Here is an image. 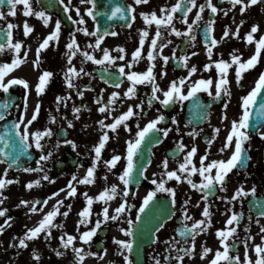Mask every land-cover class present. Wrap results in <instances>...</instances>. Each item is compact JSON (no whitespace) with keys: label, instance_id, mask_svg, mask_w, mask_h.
<instances>
[{"label":"flooded vegetation","instance_id":"1","mask_svg":"<svg viewBox=\"0 0 264 264\" xmlns=\"http://www.w3.org/2000/svg\"><path fill=\"white\" fill-rule=\"evenodd\" d=\"M182 2L183 0H149L147 4L136 5L135 0L121 1L120 5L124 9L135 8V13L128 11L130 17L135 15V20L130 18L128 24L117 23L113 26L111 32H116L117 35H111L110 55L117 57V59L114 63L109 64L106 62L105 65H98L94 61L86 60L82 55L83 51H88L97 59L103 57V55H100V48L90 47V45H95L97 36L85 35L83 31L79 30L87 28L91 33L97 29L93 18L87 14V9L92 7V4L87 2V0L83 3L81 0H64V4L59 2L68 17L67 22L61 21L59 15L46 11L40 0H32L33 8L36 11L43 10L51 17L47 25L35 15L25 16L23 14V5L18 6L17 16L15 17H22V20L27 21L29 26L34 28V31L25 36L24 22L12 30L13 42H22L23 46L19 55L21 59L25 60V63L10 72L5 77V83L12 78H22L28 81L29 89H25L22 85H13L9 89V92L12 91L18 97V101L8 116L0 121V124L7 119H13L18 122L21 116H23L24 122L27 124L37 104L40 105L38 118L29 125L28 131L29 133H35L51 128L53 135L51 138L45 137L42 139L43 152L35 148L34 136H29V142L32 143L36 154L35 160L30 165L31 168L38 167L37 161L41 155L47 154L49 151L53 155L49 160L41 163L40 167L44 168L43 172H29V178L32 181L36 177L42 176V174L47 175L51 179L53 174H58L57 170L60 169L73 170L76 168L73 164L83 165L81 169L89 168L95 157L94 146L99 143L101 136L107 131L110 139L102 150L100 160L104 162L110 160L113 155L121 156V160L117 162L116 167L109 170L108 174L111 177V186L117 185L120 194L114 199L107 201V203L102 200H98V202L101 204L100 209L111 206V215H116L115 209L124 202L122 192L126 187L120 181L119 176L127 165V144L128 141L135 139L136 132L139 130L137 124L142 129L148 122L163 115L165 119L160 122L158 127L171 129V131L167 137L163 133L155 132L149 134L145 139L138 153L140 158L138 159L137 156V162L147 158L150 147L149 164L142 172H140V167L137 165L138 171L135 173V179L132 184L127 186L129 190L127 203L133 207H131L130 211L120 214L117 220L109 219L104 221L103 214H101L99 209L91 206L88 222L78 224L79 220L82 219L79 213L88 207L83 194L87 193L93 197V193H95L98 196L106 188H83L76 197L64 198L62 197V192L59 191L60 189H54L48 184V187H46L47 194H45L43 201L55 192H59V195L48 200L42 211L33 213L30 209L28 211L24 210L23 214L29 216V220L24 221L19 219V214L16 210L19 204V194L16 190L18 182L8 184L2 190L6 199L3 200V204H0V210L7 209L6 214L0 216V226L4 228L3 233H0V259L10 258L12 263L16 264L20 255L19 248H15L10 241L18 233L21 224L27 230L37 226L44 215L53 209L57 201L63 200L64 203L60 208V212L68 211L69 214L66 217L58 215L54 220V223L62 224L63 227L52 228V235L47 239L45 238L46 234L41 233L39 238L29 240L30 248H32L34 253L37 250L40 259L46 260L50 257V252L52 251L63 253L69 251L71 253L70 258H76L72 246L65 249L60 237L64 236L66 241V234L75 236L77 233L89 231L95 227V223L99 219L101 227L92 238L93 246L85 253H96V255L90 256L97 258L99 262L102 261V258L111 257V264H126L124 257L129 256L133 264H136L133 255L129 254L125 249L121 251L123 248L114 243V240H132V237L126 236L122 229L127 230L134 225H129L128 220L131 219L135 223L144 197L149 191L157 189V185L152 183L153 179H156L158 184L163 182L165 187L175 189V204L171 203L172 197L169 193L157 192L156 200L150 205L149 210L156 211L165 220L163 227L156 233L154 243L146 249L142 264H155L157 259L160 260L161 264H178L175 257L183 255V252H179L178 249L191 248L192 245L191 236L182 237L180 230L185 226L191 228L195 221L201 219L207 221L208 218L203 216V211L206 207L210 212L211 224L208 225L206 223L202 226L204 231H201L195 237L194 253L184 255L183 264H194L195 259L198 264H210L211 260L215 258V252L217 250L223 251L221 238L217 235L218 230H228L230 228H236V232L227 242L231 245L233 240H235L237 245L236 248H230V255L238 253L241 261H244L247 251V256L253 262L257 259L254 247L257 244H264V233L260 231L261 227H264V216L259 215L261 211H264V138L260 136V132H264V117L261 120L255 119L254 116V120L250 119V127L246 131L251 139L244 144L248 151L245 154L243 166L233 169L228 174L226 191L221 190L217 186L208 195L207 200H204L205 193L199 189H194L185 179V177L190 176L194 183L200 184L203 181V177L199 172L195 174L178 173L182 176L181 181H177L175 178L169 179L166 173L178 170L179 165L184 162L192 147H196L197 152L192 157V165H189V168L193 165L199 168L201 166V157L205 155L208 157L204 161L205 165L213 160H227L232 155L235 147V138L232 147L224 152H221L220 149L224 146L226 137L230 133L232 121L239 120L243 115L242 97L255 87L259 76L264 73V50H261L259 62L256 66L243 73V79L240 83L236 82L238 65L232 63L231 56L235 53L241 56L243 62L255 54L256 42L260 37L264 36V0H261L256 5H251L244 12H241L240 5L233 7L230 0H212V3L218 8V12L212 13L210 8L205 7L204 12L200 13L201 19L199 21H196V15L199 12L198 6L200 4L206 5L207 0H196L197 7H193L191 12H186L187 5H185L174 14L173 19V25L185 35L176 36L175 33L170 31V26L161 25L162 36L157 41V49L153 52L155 60H149L148 52L152 50L151 40L155 38L157 25L155 22L151 25L147 24L140 13L155 11L157 16H163L164 13H161V8L170 9L177 3ZM245 2L247 3V0ZM65 5L68 6L67 10H65ZM77 9H79V14ZM0 10L7 13L9 7L3 5ZM225 12H227V15L224 14ZM185 15L187 16V24L183 22ZM81 17L85 21L83 24L78 23ZM57 20L61 23L59 39L50 41L49 46L40 51L38 58L37 49L43 40L55 30ZM212 20L215 23L212 25L213 31L209 33L208 24ZM241 21H244L242 25ZM129 24H131V27H128ZM189 24L192 25V33L190 35L187 34ZM253 25H259V31L253 34V42L248 43L246 35L251 31ZM6 27L7 20H0V29ZM237 27H239V37L233 35ZM143 30H147L149 35L145 38L141 48L140 39ZM226 31L229 33L227 37L224 36ZM73 36L79 45V50L76 51L75 56H72L71 50L67 48ZM191 36H195V40H192ZM206 37H208V40L215 38L218 41L212 47L213 54L211 57L207 53V49L211 44L204 42ZM168 41H171V43H168ZM161 44L166 45L162 50L159 47ZM118 48H123L124 51L119 52L117 51ZM137 49H141V56L134 61L133 53ZM25 52L27 53L26 57L24 56ZM185 55L189 57L186 62L188 67L184 66L183 57ZM119 56H123L124 59H119ZM165 56L169 57L166 64L163 59ZM15 58L16 53L14 51L6 49L3 53H0L1 64L11 63ZM37 59H39L38 66L36 64ZM70 59L71 63H69ZM221 59L231 64L227 73L231 96L222 94L220 98H215L220 73L213 62ZM208 64L213 65L210 70L205 69V65ZM153 65V73L156 77L155 82L164 91L169 90L172 81L178 82L183 78L185 83L182 86V92L187 94L194 82L204 79L212 81L210 85L212 94L209 95L208 91L203 90L197 94L194 102H198L201 105L200 109L190 105L191 99L187 101L177 100L165 107L161 103L165 99L163 93H156L160 97L159 100L153 98V85L147 82L136 85L134 96H126L125 93L132 86V82L128 80L126 75L119 73V67L124 66L125 73H144ZM73 66L77 71L83 68L84 73H80L79 76L69 73L67 71L68 68ZM192 66H195L197 71L190 75L189 70ZM100 68L111 69V86L100 80L97 75ZM44 71H51L54 75L50 78L44 92L38 94L36 86L39 82V77ZM66 75L72 79L74 87H68L65 79ZM117 77L119 78L117 79ZM117 84L120 86L116 87ZM80 92H83V96L79 95ZM114 92H118L120 96L115 103L110 105L109 110L105 112L109 116L105 120V124L114 121L111 117V109L118 112V117L126 112L129 107H132L137 113V115L126 121L128 127L121 124L115 132L103 129L99 124L101 120L99 108L109 103ZM101 93L104 96L103 101ZM3 94L4 91L0 90V98L3 97ZM25 97H27L26 112ZM57 97H63V100L58 102ZM98 99L100 103H97ZM149 100H151V106L148 104ZM141 104L143 105L142 112L140 108L136 107ZM224 104H228L227 109L224 108ZM75 108H80V112L76 113L74 111ZM225 115L227 119H224ZM52 117H55V122L52 121ZM69 122H71V126ZM25 124L20 125L21 134L25 130ZM129 128L131 129L130 131L128 130ZM217 128L220 130L218 134L215 132ZM190 133L196 134L190 135ZM157 138L162 142L156 143ZM64 139L74 141L77 147L74 149L71 145L64 144ZM209 141L214 142L209 143ZM57 142L60 144L58 148L55 147ZM181 142L186 146L183 151L179 150ZM166 158L168 160L167 169L163 167V161ZM4 173L3 170H0V178H4ZM215 173L216 169H213L211 174L214 176ZM16 174L17 172L8 169L6 179L18 181ZM241 185L246 191H249V195L232 201L231 197ZM253 187L256 188L255 195L250 192ZM94 200L96 199L94 198ZM185 201H188L186 205ZM69 205H71L70 211L68 209ZM162 205L164 206L163 208L161 207ZM36 207L38 208L37 205ZM185 209H187L188 215L192 217V220L184 218ZM233 212L242 213V216L238 224L233 222L232 225H228L227 221ZM257 220H259V224L256 223ZM68 227L74 228V230L69 233ZM110 236L111 252L108 251ZM249 236L254 239L248 241L246 249L242 241ZM172 244H175V247H172ZM205 247L212 249V251L202 258ZM97 248H101V250ZM85 256L88 257L89 255ZM64 257H67V255ZM220 264H227V262L221 261Z\"/></svg>","mask_w":264,"mask_h":264},{"label":"snow or ice","instance_id":"2","mask_svg":"<svg viewBox=\"0 0 264 264\" xmlns=\"http://www.w3.org/2000/svg\"><path fill=\"white\" fill-rule=\"evenodd\" d=\"M6 0H0V8L5 4ZM61 4H64V0H59ZM81 2H85V0H81ZM87 2L92 4L91 8L87 9V14L91 16L94 20L96 19L94 15V9L96 7V0H87ZM231 4L233 7L240 5L241 6V12H244L248 7L251 5H256L257 3H260L261 0H247V3L245 0H230ZM149 3V0H135L136 5L140 4H147ZM7 4L9 5V10L7 13H5L3 10H0V20H7L8 16L15 17L17 16V8L19 5H23V14L25 16H33L35 15L38 18H41L44 22L45 25L49 24L51 17L43 10L36 11L33 8L32 0H7ZM185 5H187L186 12H191L193 7H197L196 0H183L182 3H177L170 9L167 8H161L160 11L161 13H164L163 16H157V13L155 11L151 13L147 12H142L140 15L144 18L145 22L149 25H151L153 22L157 25V30L155 33V38L151 40V51L148 52V59L149 60H155V56L153 55V52L157 49L158 43L157 41L161 38L162 32L160 29L161 25H164L166 27L170 26V31L172 33H175L176 36H182L185 35V33L179 31L174 25H173V19H174V14L178 11L181 10ZM67 5H65V10H67ZM199 12L196 15V21H199L201 19L200 13H203L205 10V7H208L211 9L212 13H217L218 8L212 3V0H207L206 5L205 4H200L199 6ZM128 11H131L132 13H135V8H130V9H124L119 6L116 7L115 11L111 13L112 17H116L117 14H120L121 19L127 20L129 17L126 14ZM77 13L79 14V9H77ZM227 15V12L224 13ZM71 18V17H69ZM132 20H135V15L131 17ZM184 23H188L187 21V16L185 15V19L183 21ZM78 23H85L83 18L78 21ZM215 23L214 20L210 21L208 24V32L211 33L213 31L212 25ZM244 23V21H241V25ZM19 27V25L13 24L11 22L7 23L6 29H0V39L3 37H6V43H0V53H3L6 49L14 51L16 53V58L11 61V63H4L0 65V90H3L5 93L9 91V89L13 85H22L25 89H29V83L26 79L22 78H12L9 79L5 83V77L12 72L14 69L20 67L23 63H25L24 59L20 58V52L22 49V42L17 41L13 42V29ZM24 35L27 36L31 34L34 31V28L32 26H29L27 21H24ZM128 27H131V24L128 25ZM259 25H253L251 28V31L246 35V40L248 43H252L254 40V33L259 31ZM80 31H83L85 35H92V36H97L95 45L90 47H95V48H100L104 36L108 35L109 32L105 31L103 34L100 33V28L97 25V29L95 32H89L87 28L79 29ZM61 31V23L59 20L56 21L55 23V30L47 36L43 40V42L40 44L39 48L37 49V57L39 58L40 51L43 49H46L49 46V42L52 40H58L59 35ZM192 33V25H188V33ZM111 35L115 36L117 35L116 32H111ZM228 31L224 33V36H228ZM149 33L147 30H143L141 34V39H140V44L141 48L145 42V38L148 37ZM234 36L239 37V27H237V30L235 33H233ZM192 40H195V36H191ZM208 41V37H206V42ZM168 43H171V41H168ZM218 41L215 38H212L210 40L211 46L207 49L208 56L211 57L213 52H212V47H214ZM257 43V48L255 54L247 59L246 61L241 60V56L236 55L235 53L232 54L231 60L233 64L238 65L236 69V82L240 83V81L243 79V73L249 69H252L256 66V64L259 62V57L261 55V50H264V36L260 37V39L256 42ZM166 45L161 44L159 47L162 48L165 47ZM67 48L71 50V55L75 56L76 51L79 50V45L73 36L71 39V42L68 43ZM117 51L123 52V48H118ZM82 55L86 58V60L89 61H94L98 65H105L106 62L109 64L114 63L117 57H113L110 55V52L107 49L103 50V57L101 59H97L94 55L90 54L88 51H83ZM175 55V54H173ZM195 55V53H193ZM24 56H27V53H24ZM141 56V49H137L135 53H133V60L135 61L138 57ZM119 59H124L123 56H119ZM164 63L166 64L169 57L165 56L164 58ZM189 57L185 55L183 57V60L185 61L184 66L188 67L187 65V60ZM69 63H71V59L69 60ZM216 69L220 73V79L217 83V91L215 93V98H220L222 94L231 96V90H230V82L227 78V73L228 69L231 67V64L228 61H224L223 59L219 61H214ZM36 64L38 66L39 64V59H37ZM212 64L205 65L206 70H210L212 68ZM131 67V65H129ZM153 66H150L148 70L144 73H137V72H130V73H125V68L124 66L119 67V73L121 75H126L128 80L132 82V86L128 88L127 92L125 93L126 96H134L135 91H136V85L137 84H143L145 82L150 83L153 85L152 87V93H153V98L159 100L160 97L156 95L158 92H162L163 96L165 99L161 101V103L167 107L169 104L178 101H187V100H194L197 97V94L200 91H208L209 95H211L210 91V85L212 84L211 80H204L201 79L197 82H194L193 85L190 87L189 91L187 94H184L182 92V86L185 83V80L181 78L178 82L177 81H172L169 87V90L164 91L160 88V86L155 82L156 77L153 73ZM69 73H73L77 76L80 75V73H84V69L80 68L79 71L73 66L69 67L67 70ZM197 71V68L195 66H192L189 70L190 75L195 73ZM87 75H90L89 73H85ZM166 75V73H164ZM54 75L53 72L51 71H44L42 75L39 77V82L36 86V90L38 94H42L45 90L46 85L49 83L50 78ZM119 77H117L118 79ZM68 87H74L75 85L73 84V81L70 77L66 75L65 77ZM120 85L117 84L116 87H119ZM264 93V73H261L259 76L255 87L245 96L242 97V109H243V115L239 120H233L232 125H231V130L229 135L226 137V141L224 143V146L220 149L221 152H224L226 149L230 148L233 146V140L235 138V147L232 155L230 158L227 160H213L207 165L204 164V161L207 160V155L201 157V166L199 168L195 167L194 165L189 168V165H192V157L196 154L197 148L192 147L191 150L188 152L187 156L184 159V162L179 165V169L176 171H169L167 172V177L169 179L175 178L177 181H181L182 176L181 174L178 173H191L195 174L199 172V174L203 177V181L200 184H196L193 182L190 176L185 177L187 179V182L194 188V189H199L200 191L204 192L205 195L203 197L204 200H207L208 195L212 193V191L219 186V188L223 191H226V181L228 174L232 172L233 169L242 167L245 159V154L247 153L248 149L244 147V144L246 141H249L251 139L249 133L246 131L250 127V116L251 112L249 111L250 108L255 107L257 104L258 97ZM80 96H83V92L79 93ZM120 96L118 92L112 93L111 100L109 101L108 104H105L99 108V111L101 113H105L106 111L109 110V107L111 104L115 103L116 99ZM27 97H25V112L27 109V103H26ZM63 100V97H57V101ZM97 103H100V100H97ZM149 106H151V100L148 101ZM4 108L8 107L7 103H4L2 105ZM137 108H140L141 112L143 111V105H137ZM228 104H224V108L227 109ZM194 108L200 109L201 105L198 102H194ZM260 108V115H264V103H261L259 105ZM74 111L76 113L80 112V108H75ZM40 112V105L37 104L34 113L27 121V124L24 122L23 116L20 117L19 121L15 123L13 126L16 129L20 128L21 124H25V130L23 134H20L19 139L21 141V147L23 148H30L32 147V143L29 142V136H34V145L36 149H39L43 152L44 150V145L41 143L42 139L45 137L51 138L53 135V132L51 128H47L44 131H37L35 133H29L28 127L31 125L37 118ZM134 115H137V113L134 111L132 107H129L128 110L124 113H122L119 117H116L112 123L105 124V121L102 119L99 121V124L103 129H108L113 132L117 130V128L121 125L124 124L125 127L127 126L126 121L129 120L131 117ZM5 118L4 114H0V120H3ZM165 117L163 115L158 116L156 119L151 120L150 122L147 123L146 126H144L142 129L139 127V124H137V128L139 129L136 132V137L132 141H128L127 144V165L124 168L122 174H120L119 179L122 181V183L126 186L125 189L122 192L124 202L120 204L119 207L115 209L116 215H109L108 208L105 207L103 209V218L104 221H107L109 219L111 220H117L119 219V215L126 212L130 211L132 205H129L127 203L128 196H129V190L128 187L130 184H132L133 180L135 179L134 173L138 171L137 167V156L138 153L141 150V146L143 145L145 139L149 136L151 133L155 132H160L163 133L165 137H167L168 133L171 131V129H164V128H159L158 125L160 124L161 121H163ZM224 119H227V116H224ZM52 121L55 122V117H52ZM178 123V122H177ZM69 125L71 126V122H69ZM129 131L131 130L130 128L128 129ZM219 129H215V132L218 134ZM196 133H190V135H194ZM261 138H264V132H260ZM4 137L0 136V141H2ZM110 139L109 134L107 131L103 133L101 136L99 143L94 146V152H95V157L92 162V165L87 169L86 174L78 179V176L76 174H73L71 177V180L68 182L67 188H68V193L67 195L69 197H74L77 194V188L74 186L73 182L79 183V184H93L95 183L96 180V168L98 165V162L101 159V153L102 150L105 148V145L107 141ZM162 141L157 138L156 143H161ZM214 141H209V143H212ZM64 144L71 145L74 149L77 147L74 141L64 139L63 140ZM60 146L59 142L55 145L56 148ZM186 146L183 144V142L180 143L179 145V150L183 151V149ZM15 151V149H14ZM0 153H3L5 157H11V161L8 162V168H12L14 164H19L20 161V155L22 153H16L13 155L12 152H5L4 149L0 148ZM53 153L51 151L47 152V154L41 155L40 159L37 161V168H24L23 170L25 172H34V171H44L43 167H40L41 163L44 161L49 160L52 157ZM250 159V157H248ZM121 160L120 155H113L110 160L104 161L105 165L109 167V170L112 168H115L117 165V162ZM0 162H6L0 160ZM82 166V165H80ZM163 167L167 169L168 167V160L167 158L163 161ZM216 169V173L213 176L212 170ZM142 171V170H141ZM4 178H0V204H3V200L6 199L3 195V189L8 185L12 184L14 182L18 181H13L11 179H6L7 177V170H5V173L3 174ZM44 180H49L50 178L47 175L43 176ZM104 179H107V177H104ZM50 182L54 183V180H51ZM152 183L154 185H157V189L153 191H149L148 194L144 197L143 199V204L139 208V213L140 215L136 216V221L139 222L142 218V214L146 212L147 209H149L150 205L153 204V202L156 200L157 197V192H167L171 195L172 201L171 203L174 205L175 204V189L165 187V184L163 182H160L158 184L156 179L152 180ZM40 185V180L36 181H31L27 183L26 187L28 189H32L33 187ZM60 192L65 191V189H60ZM252 195H255L256 193V188L253 187L250 190ZM120 194V190L118 189L117 185H112L110 188H106L104 191H102L97 197H95L96 200H102L107 203V201H110L114 199L117 195ZM59 192H55L52 194V196L48 197L45 199L43 202L37 200L35 203L31 204L30 211L35 213L37 211H42L43 209L40 208L38 209L36 205L38 204H43L44 206L47 205L48 200L52 199L55 196H58ZM88 207L84 208L80 213L79 216L82 217V219L79 220L78 224H85L89 220L90 216V208L91 205L93 204L94 198L89 196L87 193L83 194ZM249 195V191H246L245 188L241 185L236 191L235 194L231 197L232 201H235L237 199H242L243 197H246ZM29 201L22 200L20 202V205L28 206ZM63 200L57 201L56 205L53 206V209L51 211H48L43 219L39 221L38 225L29 228L27 232L24 234V237L19 239V246L23 248H27L28 245L26 241L32 240V239H37L39 238V235L41 233H45V238L47 239L52 235V228H62V224H56L54 223L55 218L58 215H63L67 216L69 214L68 211H65L63 213L60 212V208L63 205ZM188 203V201H185V205ZM18 205V207L20 206ZM162 208L164 207L163 205L161 206ZM69 211L71 210V205L68 206ZM7 212V209L0 210V216H4ZM260 216H264V211H261L259 213ZM203 216L208 218L207 221L204 219L195 221L191 228H188L185 226L183 229L180 230V235L182 237H187L191 236L192 238V245L191 248H185V249H178L179 252H183V255H178L175 257V259L178 261V264H183V259L184 255H190L194 253L195 249V237L198 235L201 231H204V228L202 227L206 223L208 225L211 224V219H210V212L208 208L206 207L203 211ZM242 216V213L238 214L233 212L231 217L228 219L227 224L232 225L233 222H236L237 224L239 223L240 217ZM184 218L186 220H192V217L188 215L187 209L184 211ZM10 219V218H9ZM129 225H133L134 221L129 219L128 220ZM257 224H259V220L256 221ZM101 227V221L97 219L95 223V227L90 229L89 231H85L80 234V239L85 243L88 244L91 242L92 238L96 235V232L98 229ZM163 227V223L159 225L157 228V231H159V228ZM79 230V228H77ZM4 228L0 226V233H3ZM124 234L129 237H134L135 232L133 228H129L127 230H123ZM260 231L264 233V227H261ZM236 232V228H230L228 230H218L217 235L218 237L221 238V243L223 245V251L217 250L215 252V258L211 260L210 264H220L221 261L227 262V264H264V244H257L254 247V251L257 255V259L253 262L248 256H247V251H246V256L245 260L241 261V258L239 254L237 253L236 255H230V248H236V242L233 240V243L229 245L227 242L230 237H233L234 233ZM67 235V239L65 241V237L61 236L60 239L63 243V247L67 249L69 246H73V242L77 239L76 236L74 235ZM250 239H254L253 237L249 236L245 238L242 243L245 245V248L247 249L248 247V241ZM114 243L119 245L121 248L125 249L129 254L132 253L133 251V244L135 243V239L133 240H119L116 239L114 240ZM172 247H175V244L171 245ZM73 252L76 255V258L80 262V264H83V260L85 258V255H96V253H85V250L83 248H76L72 247ZM212 249L205 247L203 249L202 253V258L203 256H207L209 252H211ZM64 253L57 251L58 256H62ZM35 259H39V255H35ZM125 261L126 264H133V261L129 258V256H125ZM155 264H161L160 260L157 259Z\"/></svg>","mask_w":264,"mask_h":264},{"label":"rangeland","instance_id":"3","mask_svg":"<svg viewBox=\"0 0 264 264\" xmlns=\"http://www.w3.org/2000/svg\"><path fill=\"white\" fill-rule=\"evenodd\" d=\"M104 49H107L109 52L111 50V39H106L104 42H102L101 46H100V55L102 56L103 55V50ZM107 167L106 165L104 164V166L102 167V174L103 175H107ZM5 172V171H4ZM17 177H18V186L16 188L20 198H19V205H20V202L23 200V197H26L28 198V200L26 201H29L30 202V199L32 197L35 196L38 197L40 194H45L46 191H44V187L45 185L48 187V184L51 183L49 180H46L44 181V179L42 178L43 176H39L40 178H35V181L36 180H40V185L38 186H34V188L32 189H27L25 187V184L27 182H29V172H22V173H17L16 174ZM109 177L107 179H104V178H96V182H97V185L96 187H104V186H108L109 185ZM27 180V181H26ZM60 180L62 181V184L65 185L67 187L68 185V182L71 180L69 179V176L67 175H63V178ZM32 181V179H31ZM56 182V180H54ZM54 182V183H55ZM54 183H51V185L53 187H56V184ZM74 183V186L76 188H80V187H85L83 184H79V183H76V182H73ZM43 186V187H42ZM86 186H89V185H86ZM24 190H28V191H24ZM20 210L21 209H29L30 208V203L28 206H24V205H20L18 207ZM21 217V219H23L24 221L25 220H29L27 218H29V216L27 215L26 217L22 218V215H19ZM18 233L15 234V236L12 238V240L10 242L13 243V245L15 246V248H19V252L20 253V257L22 258H25V260H21V261H24L23 263H20V264H64V262L66 261V259H75V258H70L71 256V253L68 251L64 252V254L62 256H58L57 255V252H50V257L47 258L46 260H42V259H35V255L38 254L37 250H35V253L32 251V248H30V245H29V240L26 241L28 247L27 248H23V247H20L19 246V239L23 238L24 237V234L27 232V229L24 228V226H21L19 227L18 229ZM68 232L70 233L71 231L74 230V228H70L68 227ZM77 237V239L73 242L74 243V247L78 248V247H84L85 243L80 239V236H78V233L75 235ZM72 246V247H73ZM111 251V248L109 249ZM65 255H67V257H64ZM14 262V261H13ZM75 262L76 264H80V262L78 261V259H75ZM108 264H111V259L109 261H107ZM0 264H15V263H12V260L10 258H7V259H0ZM83 264H94L93 261L89 260V259H84L83 260ZM107 264V263H105Z\"/></svg>","mask_w":264,"mask_h":264},{"label":"water","instance_id":"4","mask_svg":"<svg viewBox=\"0 0 264 264\" xmlns=\"http://www.w3.org/2000/svg\"><path fill=\"white\" fill-rule=\"evenodd\" d=\"M98 3L100 8L97 11V16L100 21V28L110 29L111 0H99ZM2 105L3 104L0 103V114H4L8 108H4ZM13 125V123H7L4 124L2 128H0V136L4 137V139L0 141V148L4 149L5 152H12L13 155H15L16 153H22L20 155L19 164L13 165L14 168L21 169L26 165L27 162H30L32 160L33 155L29 152V148L21 147V141L19 139L18 131ZM0 158H3L7 163L11 161V157H5L3 153H0Z\"/></svg>","mask_w":264,"mask_h":264}]
</instances>
